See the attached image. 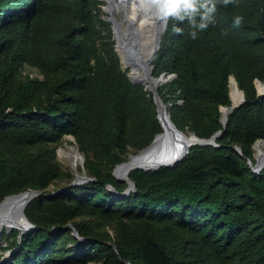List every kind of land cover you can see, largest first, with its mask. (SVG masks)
Here are the masks:
<instances>
[{
    "label": "trees",
    "instance_id": "1",
    "mask_svg": "<svg viewBox=\"0 0 264 264\" xmlns=\"http://www.w3.org/2000/svg\"><path fill=\"white\" fill-rule=\"evenodd\" d=\"M103 5L0 0V203L44 194L25 209L34 229L4 230L0 264H264V168L248 164L264 140V0H217L215 23L196 39L168 18L152 74L174 77L159 95L179 130L224 131L172 168L134 170L137 189L125 196L114 168L163 129L152 93L122 68ZM25 64L42 77H24ZM231 77L245 102L224 127ZM68 136L92 178L80 185L57 159ZM65 178L63 192L45 197Z\"/></svg>",
    "mask_w": 264,
    "mask_h": 264
},
{
    "label": "water",
    "instance_id": "2",
    "mask_svg": "<svg viewBox=\"0 0 264 264\" xmlns=\"http://www.w3.org/2000/svg\"><path fill=\"white\" fill-rule=\"evenodd\" d=\"M103 9L106 10V8H103ZM107 12L109 13V17L107 18V20L112 23V32H113L114 38L116 40L115 47L117 50V42H118V40H122V36L120 34V25H119V21L121 19H118L116 17V15L112 9L110 11H107ZM167 22H168V19L165 22V27H164L163 33L165 32ZM161 41H162V36L155 38L152 42L151 48L148 50V53L145 55H144L143 51L140 49V44L138 43V41H135V43L131 46L128 45L125 41H123L126 49L129 51V53L131 55L138 56L139 58H141L145 64V66H146L145 82L152 89L148 90L145 83L134 80L130 74H128V78L133 83H138V84L144 85V87L149 92L152 93L153 101H154L155 105L157 106V112H158L157 117L159 119V122H160L163 130H162V132L155 135L154 139L152 140V142L147 147L141 149L136 154H130L126 161L118 164L114 168L113 176L119 180L125 181L128 184V187L125 190V192L122 194H119V196L130 195L131 193L136 191V189H137L136 183L130 179V174L134 170L141 169L144 171H151V170L159 169L161 167L172 168V167L176 166L177 163L182 161V159L190 152V150L192 149V147L194 145H200V146L214 145V146H217L216 140H217V138H219L222 135V133L224 131V130H219L209 138H200L197 135H195L194 133H186V132L179 130L176 127V125L174 124V122L171 119L170 109L167 108V105L163 102V100L161 99L159 92H158L159 86L164 84L165 82L169 81L170 79H172L174 77V75H170L167 77H165V75H162V76L156 78L152 74L153 66L151 63L157 57L158 50H159L160 45H161ZM117 52H118V50H117ZM120 60H121V58H120ZM121 63H122V60H121ZM129 69H130V73H131V68H129ZM231 78H230V85H231ZM258 82L261 84V87L260 86H256V87H257L258 93L260 95H262V94H264V83H261L260 81H258ZM260 84H258V85H260ZM230 85H229V87H230ZM240 91L242 93V99L240 101L233 102L231 100L230 106L221 107V109H220V111L222 112L221 122H222L224 127L226 126V124L228 122V117H229L230 113H232L235 109L242 106V104L245 102L244 92L241 89H240ZM229 95H230V93H229ZM230 99H231V97H230ZM223 109L225 110V117H224ZM161 112L163 113L166 121L170 125V126H168L169 129L168 128L166 129L162 125V122L160 119V113ZM185 137L189 138L188 144L186 142H184ZM259 141H264V140H259ZM234 148H235L236 152L241 153L240 147L235 146ZM160 150H166V152L169 153L168 156L163 160H159L156 158V156H157L156 154ZM78 153H79V156L81 159V163L83 164L84 163V157L79 152V150H78ZM248 164L251 166L252 170L256 173H258L259 171H261L264 168V163L260 164L257 159H255V164L250 160L248 161ZM122 167H124V168L122 169ZM116 173H121L120 177H118L116 175ZM89 180H92V178L84 176V175L80 176L76 173L75 179L73 180L72 185H80V184H82L86 181H89ZM65 189L66 188L58 189L57 191L51 192L49 195H46L45 197H51L58 192H63ZM108 189L115 192V190L110 185H108ZM19 195H24L26 197L25 200L23 201V203L21 204V207H20V214L26 219V225L23 228L19 229L21 234H23L24 232L35 228L34 225L28 220V218L25 215V209H26L27 205L34 198L42 196L44 194L42 191H38V190H27V191H24V192H21L18 194H13V195H9V196L5 197L3 199V201L0 203V206L7 199H9L11 197L19 196ZM67 228L73 229L74 230L73 234L75 236H77V232L73 228L72 225H68ZM12 229H14V228H7L6 227L7 231H10ZM2 232H3V228L0 227V235Z\"/></svg>",
    "mask_w": 264,
    "mask_h": 264
},
{
    "label": "bare ground",
    "instance_id": "3",
    "mask_svg": "<svg viewBox=\"0 0 264 264\" xmlns=\"http://www.w3.org/2000/svg\"><path fill=\"white\" fill-rule=\"evenodd\" d=\"M104 1L107 11L111 9L113 11H119L121 13L120 34L122 40L128 45H133L135 41L140 44V49L144 55L148 53L151 48L152 42L155 38L161 37L165 27L164 19L158 8L156 7L154 0H101ZM122 40L117 42V50L122 60V64L126 68H131V77L134 80L145 83L147 89H152L145 82L146 66L141 58L131 55L126 49ZM261 86V85H260ZM230 97L233 102H238L242 99V93L238 87L235 78H231L230 85ZM224 117L225 110L223 109ZM160 119L163 127L168 128L169 123L166 121L163 113H160ZM169 129V128H168ZM184 142L188 144L189 138L185 137ZM67 145V144H66ZM255 158L260 164L264 163V141H257L254 145ZM61 156L69 162V165L78 174V168L81 164V159L78 153V149L74 146H70L67 150L61 149ZM166 150H160L157 152L156 158L163 160L168 156ZM124 167H122L123 169ZM120 177L121 173H116ZM24 195H19L7 199L0 206V227L4 226L8 228L17 227L21 229L26 225V219L20 214V207L25 200Z\"/></svg>",
    "mask_w": 264,
    "mask_h": 264
},
{
    "label": "clouds",
    "instance_id": "4",
    "mask_svg": "<svg viewBox=\"0 0 264 264\" xmlns=\"http://www.w3.org/2000/svg\"><path fill=\"white\" fill-rule=\"evenodd\" d=\"M225 4L231 0H223ZM160 15L164 19L172 18L178 22H187L190 28L192 39H196L199 31L208 28L209 24L215 23L217 11V0H154ZM244 17L238 14L234 17L233 23L239 26ZM177 33L184 31L182 23L173 25Z\"/></svg>",
    "mask_w": 264,
    "mask_h": 264
},
{
    "label": "rangeland",
    "instance_id": "5",
    "mask_svg": "<svg viewBox=\"0 0 264 264\" xmlns=\"http://www.w3.org/2000/svg\"><path fill=\"white\" fill-rule=\"evenodd\" d=\"M101 1V0H100ZM103 2V8H105V2L104 1H102ZM104 10V12H105V16H106V19L109 17V13L105 10V9H103ZM114 13H115V15H116V17L118 18V19H121V13L119 12V11H114ZM122 68H123V70H129L128 71V74H130V69L129 68H126V67H124L123 66V64H122ZM22 75L24 76V77H27V76H29V77H31V78H35V77H38V78H41L42 76H41V74L37 71V69H35L34 67H32V66H30V65H28V64H25L24 66H23V68H22ZM261 83H263V82H261ZM258 84H260L258 81L256 82V86H260V85H258ZM261 87V86H260ZM67 144V145H66ZM70 146H74V147H76L77 148V146L75 145V141H74V139L72 138V137H70V136H68V137H64L63 139H62V141L56 146L57 148H56V154H57V159H58V161H59V163H60V165L62 166V168L65 170V171H67L68 173H71L72 175H73V179H72V182H73V180L75 179V174H76V172H75V170L69 165V162L66 160V159H64L62 156H61V153H60V151H61V149H65V150H67ZM78 149V148H77ZM83 156V155H82ZM253 156H254V159H256L255 158V148H254V146H253ZM78 175H80V176H82V175H84V176H87V177H89L87 174H86V171H85V169H84V163L82 164H80L79 165V168H78ZM67 182H68V179L67 178H65V179H62V180H60V181H58L57 183H55L54 185H52L48 190H54V189H57V188H60L61 189V187H63V186H65L66 184H67ZM8 228V227H7ZM14 228H16L17 229V227H14ZM6 229V226H4V228H3V232H4V230ZM3 232L1 233V235H0V247L1 246H4L5 245V241L4 240H2V234H3ZM7 254H9V251L8 252H6V251H4V250H0V257L3 259V258H6L7 257ZM91 264H95V263H91Z\"/></svg>",
    "mask_w": 264,
    "mask_h": 264
}]
</instances>
